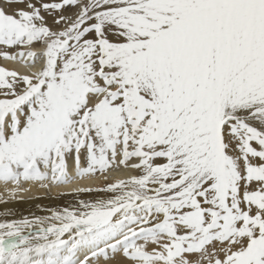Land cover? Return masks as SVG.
<instances>
[{
  "label": "snow or ice",
  "instance_id": "6c2138e0",
  "mask_svg": "<svg viewBox=\"0 0 264 264\" xmlns=\"http://www.w3.org/2000/svg\"><path fill=\"white\" fill-rule=\"evenodd\" d=\"M0 188V264H264V0H0Z\"/></svg>",
  "mask_w": 264,
  "mask_h": 264
},
{
  "label": "bare ground",
  "instance_id": "6f19581e",
  "mask_svg": "<svg viewBox=\"0 0 264 264\" xmlns=\"http://www.w3.org/2000/svg\"><path fill=\"white\" fill-rule=\"evenodd\" d=\"M0 191H2V188H0ZM37 195H42V193H37L36 190H33L32 192L25 194L26 202L17 203V204H13V205H10V206H13V207H15V208H17V209H20L21 207L27 209V208L32 207V206L35 207V204H36V203H42V204H54V203H60V204H63V203L65 202L64 199H61V200H59V201H55V202H53V201H49V200H47V199L36 200L35 197H36ZM29 196L32 197L33 199H31V200H27V197H29ZM67 199H70V197H68ZM0 207H2V206H0ZM32 211H33V210H32ZM21 212H22V211H21ZM28 212H29V211H28Z\"/></svg>",
  "mask_w": 264,
  "mask_h": 264
},
{
  "label": "rangeland",
  "instance_id": "374dc122",
  "mask_svg": "<svg viewBox=\"0 0 264 264\" xmlns=\"http://www.w3.org/2000/svg\"><path fill=\"white\" fill-rule=\"evenodd\" d=\"M20 211H22L24 214H28V211H35V207H29V208H27V209H25V208H23V207H21L20 209H19Z\"/></svg>",
  "mask_w": 264,
  "mask_h": 264
}]
</instances>
